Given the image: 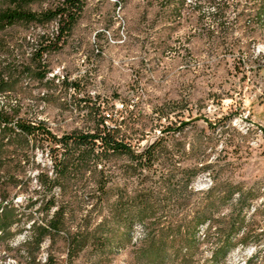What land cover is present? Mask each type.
I'll return each mask as SVG.
<instances>
[{"label":"rangeland","instance_id":"1","mask_svg":"<svg viewBox=\"0 0 264 264\" xmlns=\"http://www.w3.org/2000/svg\"><path fill=\"white\" fill-rule=\"evenodd\" d=\"M81 1L82 13L56 44L60 48L52 44L43 55L47 78L43 82L27 78L24 83V115L44 121L60 136L89 130L93 103L105 104L108 112L126 110L124 116L136 130L132 145L139 150L160 135V128L152 127L153 109L185 107L173 111L169 119L189 124L169 138L155 172H145L151 180L140 182L141 176L128 168L131 162L118 156L106 172L108 194L101 203L93 198L86 204L87 191L98 185L97 173L87 171L66 182L65 198L75 210L71 225L81 219L89 229L106 225L113 229L110 246L88 247L68 259L64 235L56 234L45 238L38 250L32 249L35 261L148 264L139 250L147 248L150 239H144L146 230L139 218L113 219L119 195L125 219L128 212L137 217L143 213L138 197L150 191L146 229L150 236L165 235L164 244H158V237L154 247L172 251L185 249L172 242L174 227L183 226L202 204L236 185L248 195L245 206L238 212V191L229 192L214 211L220 226L209 231L223 237L237 221L234 241L217 264H264V13L256 18L254 0H225L229 8L217 26L208 19L211 9L201 0H186L179 14L164 6L166 0ZM57 3L36 1L27 8L42 11ZM7 6L0 0V9ZM56 29L57 20H52L42 26L20 24L0 30V64L29 63L40 43L35 40L38 35L45 33L54 40ZM141 130L144 136L139 135ZM29 156L19 166L11 165L19 175L10 187L15 195L10 215L15 220L0 239V264L23 259L29 226L50 216L44 209L50 193L38 182L41 172L52 176L48 148L38 146ZM54 192L57 195L59 188ZM207 234L206 226L198 230L199 242L188 254L190 264H210L217 243L213 237L207 240ZM242 235L245 242H238ZM165 264L174 263L170 259Z\"/></svg>","mask_w":264,"mask_h":264},{"label":"trees","instance_id":"2","mask_svg":"<svg viewBox=\"0 0 264 264\" xmlns=\"http://www.w3.org/2000/svg\"><path fill=\"white\" fill-rule=\"evenodd\" d=\"M2 1L8 3V6L0 9V30L20 24L42 26L52 20H57V29L54 40L45 33L38 35V39L35 40L40 43L33 49L29 63L21 62L15 65L8 62L3 65L0 64V239L8 235L13 219L15 220V217L10 215L13 207L12 199L15 196H11L10 187L11 184L16 183L19 175L13 171L11 165L14 163L19 166L26 158H30V151L41 146L48 148L52 168V176L43 172L38 174L40 188L50 193L44 207L47 215L50 214V216L40 224L33 221L29 226V235L22 244L26 255L22 257L23 259H17L15 264H40L39 261H35L36 257L32 249L35 247L38 250L45 238L56 234L64 235L68 259L75 258L88 247L106 248L113 242V229L109 227L105 229L106 225H98L89 229L82 223V219L76 225H71L70 221L75 215V210L71 207V202L65 198L66 191L69 189L66 182L87 171L92 174L97 173L99 176L98 185L92 187L89 192L87 191L86 204H91L88 202H91L90 199L93 198L95 202L101 203L108 194L106 188L108 175L106 172L111 167L112 159L118 156H124L131 162L128 168L141 176L140 182L148 178L151 180L145 172H155V163L159 160L161 153L165 152L169 138L177 132H182L189 124L183 120L174 123L169 119L173 111L179 110L181 112L185 107L163 105L153 109L156 117L152 127L160 128V135L156 136L148 146L141 150L132 145L133 133L136 130L124 116L126 110L108 112L107 106L101 103L98 105L93 103L89 107V112L94 114L93 125L89 130H74L60 136L54 134L44 121L31 119L24 115L22 105L26 88L24 83H27V78L39 82H43L47 78L43 55L49 51L52 44L56 48H60L56 44L73 29L82 13L83 3L81 0H58L53 8L33 11L27 8V5L44 0ZM201 1H204L207 7L211 9L207 15L208 19L216 22L218 26L221 17L229 8V4L225 0ZM185 2L186 0H166L164 6L167 9L171 8L170 12L179 14ZM253 2L255 16L258 18L264 13V0H254ZM162 120L168 123L163 125ZM139 135L144 136V131L141 130ZM202 166L207 168V165ZM192 179V177L187 179L188 186L191 185ZM149 187L147 186V188ZM55 188H59L57 195L54 192ZM212 190L213 187H210L207 192L211 193ZM237 191L239 198L235 205L238 208L237 211L241 212L248 199L247 193L242 192L236 185L226 187L223 196L210 198L199 209L195 210L193 216L185 221L183 226L174 227L177 234L171 240L177 245L184 244L185 249L177 248L168 251L163 246L154 247L158 237L160 239L158 244H164L162 241L165 235L154 233L150 236L146 229L145 214L150 208L148 201L150 191L147 192L146 190L147 193L142 192L138 197L143 213L141 212L140 216L137 217L138 214L131 215L128 212L125 219L122 218L124 203L121 195H119L113 206V214L115 215L113 219L118 222H132L135 218H139V222L143 224L144 230H146L144 239H150L149 246L139 250L141 260L148 264H165L170 259L174 264H178L176 262L190 264L191 259L188 254L199 242L198 230L206 226L208 234L204 237L207 240L213 237L216 240L214 243H217L208 262L217 264L227 255L231 243L234 241L237 221L235 220L230 224L228 232L223 237L218 233L215 234L216 236L211 235L209 231L212 228L217 229L220 226L219 222H221L219 218H215L214 211L225 201L229 192L234 194ZM52 208H54L53 211L49 213ZM245 240L246 235H242L238 242H245ZM46 261L43 264H49V261Z\"/></svg>","mask_w":264,"mask_h":264}]
</instances>
